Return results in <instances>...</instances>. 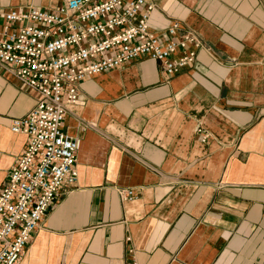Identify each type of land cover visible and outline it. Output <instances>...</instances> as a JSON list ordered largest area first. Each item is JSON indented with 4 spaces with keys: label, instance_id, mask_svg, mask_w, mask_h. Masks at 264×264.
Listing matches in <instances>:
<instances>
[{
    "label": "crops",
    "instance_id": "0c3cea01",
    "mask_svg": "<svg viewBox=\"0 0 264 264\" xmlns=\"http://www.w3.org/2000/svg\"><path fill=\"white\" fill-rule=\"evenodd\" d=\"M146 3L152 30L200 37L195 61L168 76L144 58L78 85L62 125L80 141L76 182L18 264H264V0ZM36 99L0 65V189L26 144L10 122Z\"/></svg>",
    "mask_w": 264,
    "mask_h": 264
},
{
    "label": "built area",
    "instance_id": "2783aa9c",
    "mask_svg": "<svg viewBox=\"0 0 264 264\" xmlns=\"http://www.w3.org/2000/svg\"><path fill=\"white\" fill-rule=\"evenodd\" d=\"M153 10L146 0H60L52 10L0 11V65L37 94L9 125L26 144L0 189V264H18L48 209L76 182L80 141L62 125L78 85L144 58L168 76L195 61L200 37L177 21L152 30ZM117 194L135 198L132 189Z\"/></svg>",
    "mask_w": 264,
    "mask_h": 264
}]
</instances>
